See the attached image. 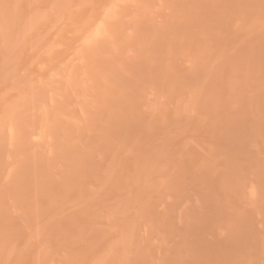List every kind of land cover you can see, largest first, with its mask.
<instances>
[{"label": "rangeland", "instance_id": "1", "mask_svg": "<svg viewBox=\"0 0 264 264\" xmlns=\"http://www.w3.org/2000/svg\"><path fill=\"white\" fill-rule=\"evenodd\" d=\"M0 264H264V0H0Z\"/></svg>", "mask_w": 264, "mask_h": 264}, {"label": "bare ground", "instance_id": "2", "mask_svg": "<svg viewBox=\"0 0 264 264\" xmlns=\"http://www.w3.org/2000/svg\"><path fill=\"white\" fill-rule=\"evenodd\" d=\"M247 127V125H245Z\"/></svg>", "mask_w": 264, "mask_h": 264}]
</instances>
